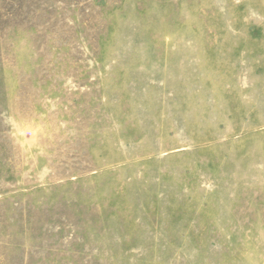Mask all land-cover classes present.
I'll list each match as a JSON object with an SVG mask.
<instances>
[{
  "label": "rangeland",
  "instance_id": "1",
  "mask_svg": "<svg viewBox=\"0 0 264 264\" xmlns=\"http://www.w3.org/2000/svg\"><path fill=\"white\" fill-rule=\"evenodd\" d=\"M0 264H264V0H0Z\"/></svg>",
  "mask_w": 264,
  "mask_h": 264
}]
</instances>
